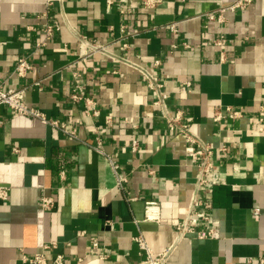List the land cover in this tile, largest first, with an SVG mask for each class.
<instances>
[{"label":"crops","instance_id":"0c3cea01","mask_svg":"<svg viewBox=\"0 0 264 264\" xmlns=\"http://www.w3.org/2000/svg\"><path fill=\"white\" fill-rule=\"evenodd\" d=\"M231 1L0 0V85H28V104L78 136L0 105V264H30L23 256L42 243H54L47 257L62 253L66 264H133L144 256L139 234L154 252L173 244L166 264H264V0L221 13ZM53 20L60 30L35 49ZM72 27L118 57L145 66L158 60L164 109L119 58L80 59ZM30 53L28 74H11ZM77 85L93 102L88 112L71 97ZM178 111L212 150L219 181L211 186L198 184V144L167 127ZM96 135L114 167L91 147ZM43 194L54 198L51 209L39 207ZM193 198L196 229L213 227L212 235H178ZM149 200L157 220L144 219Z\"/></svg>","mask_w":264,"mask_h":264},{"label":"built area","instance_id":"2783aa9c","mask_svg":"<svg viewBox=\"0 0 264 264\" xmlns=\"http://www.w3.org/2000/svg\"><path fill=\"white\" fill-rule=\"evenodd\" d=\"M126 1V0H120ZM157 0H144V4L146 6L153 5ZM252 0H232L231 2L222 5L219 10L223 13L226 10H236V9H243L247 5H249ZM209 17H213L212 13H208ZM169 27L172 31H177L176 21H172L169 24ZM61 28L60 22L58 20H53L52 22H47L44 27L41 29L43 37L37 39L35 42V49L43 47L47 45L48 41L53 37V35L59 31ZM72 33L76 37L78 44L81 46V53L80 59H84L95 54L105 55L110 58H119L123 63L134 67L138 73L144 78L146 87L153 91L155 94L154 103L160 105L162 109L165 106V98L166 93L163 91V82L159 76L157 71L158 60L153 61L152 65H142L137 62L128 60L124 57H118L114 54L108 47L107 43H101L96 41L95 39H89L83 33L79 32L77 29L71 28ZM136 30H133L135 33ZM214 45L221 47L223 45V41L221 37L215 38L213 40ZM29 54L20 55L11 71V74L16 75L17 77H25L28 72L32 69V62ZM220 61L226 60V55L224 51L220 48L219 53ZM32 85L41 88L40 81L35 80L31 82ZM186 86H189V82H184ZM28 85H21L18 87H7L0 85V105H5L12 111L17 114L27 115L31 117L38 118L42 123H45L51 127V129H56L61 131L64 135L78 138L77 133L73 127H70L65 121H62L58 118L49 117L43 111H41L38 107L28 104L26 101V92H27ZM72 99L76 101L82 100L85 104V110L88 112V108L86 105L93 103L91 99L85 96L82 88L77 85V89H75L71 93ZM229 110V116L235 117L239 114V111L236 110ZM97 113L96 110L93 111ZM220 118L219 111L215 112L214 119L217 120ZM108 122L110 121V117H108ZM126 120L132 121L131 118H127ZM1 124V120H0ZM167 127L171 132H176L181 134L185 141L189 144H198V149L192 152V155L200 156V161L198 163L199 167V174H198V184L203 186H211L213 183L219 181L218 174L214 171V166L211 160L212 150L208 145L201 144L197 135L194 134L192 131L189 123L186 119L182 118V114L180 111L176 112L174 115L167 118ZM101 139L99 136H95L94 143H91V147L94 148L99 153L104 154L111 165L114 167V161L110 154L106 153L102 146H101ZM133 147H136V141L133 144ZM14 152H18V147L14 145L12 147ZM60 177L64 178V172L60 171ZM125 181L124 178L118 177V184H121ZM6 195V188L0 187V197H4ZM198 203V201L193 198L191 201L190 207L188 212L186 213L185 217L182 221L177 225V233L178 235H185L186 233H190L192 235H196L197 237H205L212 235L214 233V228L209 227L206 230H197L196 225L198 224L197 221V212H193L192 205ZM54 204V198L51 195L43 194L39 199V207L42 209H51ZM209 206V204H206ZM196 214V215H194ZM158 206L156 201L149 200L145 202L144 208V219L145 220H157L158 219ZM135 241L140 250L144 252V256L133 264H166L170 253L173 248L172 245H168L161 249L160 251L154 252L148 246L145 238L142 234H139L134 237ZM54 243H42L39 249L35 250L31 255L26 256L24 255L23 258L27 260L30 264H66V258L62 253H56L51 258H48L46 255V250L53 246ZM91 249H98L99 242L97 240L91 241L90 244ZM82 259H77L80 262ZM259 263H264V256L259 257Z\"/></svg>","mask_w":264,"mask_h":264}]
</instances>
